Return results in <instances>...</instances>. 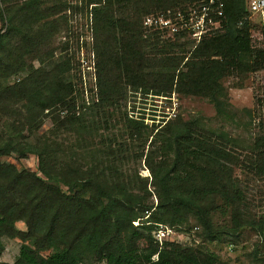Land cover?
I'll use <instances>...</instances> for the list:
<instances>
[{
	"label": "trees",
	"instance_id": "obj_1",
	"mask_svg": "<svg viewBox=\"0 0 264 264\" xmlns=\"http://www.w3.org/2000/svg\"><path fill=\"white\" fill-rule=\"evenodd\" d=\"M7 1L0 0V20L6 23L5 30H0V118L4 119L0 131V251L3 237L22 241L11 264H82L90 261L85 257L105 264H230L213 252L172 241L160 247L150 235L156 223L175 226L194 217L207 238H216L208 207L216 196L232 206L226 232L236 235L242 226L237 206L242 193L231 183V165L238 156L228 149V144L235 145L226 136L198 130L190 120L165 121L153 134L165 159L145 158L154 204L147 202L151 192L146 179L137 193L131 190V180L124 179L115 163L124 148L111 147L115 140L108 138L105 146L91 150L84 169L70 153L54 147L49 137L28 141L22 132L35 135L48 116L55 129L83 132L92 128L90 114L109 111L127 87L155 95L177 92L205 97L218 116L228 118L226 109L231 105L221 78L234 71L264 70V27L260 46H254L253 26L243 20L244 0H223L227 29L202 38L188 55L163 57V45L149 38L154 51L150 58L142 46L148 40L138 27L139 13L135 9L129 13L130 6L142 5L143 0H84L90 8L97 59V101L87 106L85 102L78 105L79 92L67 74L70 62L76 61L74 56L54 57L50 41L59 33L58 23L47 18L41 0H24L16 6ZM197 1L145 0L147 5L142 8L148 13L149 7L163 10L175 3ZM60 113L65 114L60 117ZM126 120L129 131L141 133V120ZM251 151L249 167L264 174V127ZM10 153L35 154L41 175L1 159ZM136 220L139 224L133 225ZM17 221H24L27 229L17 228ZM251 226L262 234L264 220L251 222ZM261 243L263 250L255 249L252 254L257 264H264V237ZM47 249L51 252L43 256L40 252Z\"/></svg>",
	"mask_w": 264,
	"mask_h": 264
},
{
	"label": "rangeland",
	"instance_id": "obj_2",
	"mask_svg": "<svg viewBox=\"0 0 264 264\" xmlns=\"http://www.w3.org/2000/svg\"><path fill=\"white\" fill-rule=\"evenodd\" d=\"M22 1L24 0H8L7 2L11 6H16ZM144 1L142 5L130 6L129 13L133 9L139 13L138 27L148 40L142 44L145 46V55L150 58L154 53L149 48V38L157 41L159 46L163 45V57L164 55L180 57L186 53L188 55V51L192 50L197 42L191 38L186 28L178 26L180 22L178 12L186 10L192 3H175L163 10H154L149 7V12L145 13L142 7L147 4ZM41 2V8L45 10L47 18L54 19L58 23L59 33L52 39L53 41H50V46L54 48V57L74 56L73 60H76L73 63L70 62L72 68L67 74L79 92L78 105L81 102H85V106L92 104L93 101L96 102L97 59L93 49L94 33L89 14L90 8L86 7L84 0H41ZM137 6L139 8H136ZM5 24L0 20L1 32L5 30ZM253 45L258 47L260 43L255 40ZM155 56L158 57V55ZM32 64L34 67L38 66L36 60ZM13 79L14 77L9 78L8 81ZM220 81L228 94V103L231 105L226 109L229 113L228 118L218 116L213 103L205 97L177 92L155 95L151 91L144 93L140 89L134 91L127 87L123 90L124 95L109 108V111L105 109L96 115L90 114L89 121L92 123V128L84 129L83 132L66 127L55 129L53 120L48 116L45 117L35 135L25 130L22 134L28 141H33L38 137H49L57 145L54 147L70 153L78 159L84 169L90 163L89 152L91 150L105 146L108 138L115 140L111 147L124 148L118 152L117 159H115L124 179L131 180L133 188L131 190L134 193L141 190L146 179L147 189L151 192V195L147 197V202H154V204L156 197L150 185L152 177L150 169L146 166L145 158L155 162L165 159L163 154L166 153L157 149L160 141L154 140L153 137L165 121L169 120L173 123L176 119L190 120L194 122L198 130L210 129L226 136V139L232 140L235 145L228 144V149L238 156L236 162L231 165V183L242 193V199L237 205L242 226L234 236L226 232L232 222L233 208L216 196L209 200L208 205L210 223L216 233V238H207L206 231L201 224L194 217H189L187 222L181 225L173 226L163 223L173 229L167 241L189 246L197 251L213 252L220 260L230 264H257L252 254L255 249L263 250L261 242L264 230L262 234H259L251 226V222L264 220V174L255 173L249 167V159L252 158L251 147L258 134L261 133V128L264 127V70H255L247 74L234 71L223 76ZM64 114L60 113V117ZM126 117L142 121L145 126L142 125L140 134L136 135L129 131V122ZM3 127L4 119L0 118V131ZM60 153L58 154L61 156ZM1 159L13 163L18 168L25 167L41 175L38 172V160L35 154L29 153L25 157H20L17 153H10ZM62 188L66 189L64 186ZM15 225L20 230L27 229L24 221H17ZM150 235L153 240L152 231ZM2 242L4 245L0 251V264L4 262L11 264L18 255L22 241L19 238L3 237ZM50 252L51 250L47 249L40 253L47 256ZM84 259L90 261L82 264H104L102 260L96 261L86 257Z\"/></svg>",
	"mask_w": 264,
	"mask_h": 264
},
{
	"label": "built area",
	"instance_id": "obj_3",
	"mask_svg": "<svg viewBox=\"0 0 264 264\" xmlns=\"http://www.w3.org/2000/svg\"><path fill=\"white\" fill-rule=\"evenodd\" d=\"M246 14L243 20L253 26V41L262 39L264 27V0H244ZM178 26L188 30L191 38L199 42L202 38L225 32L226 14L223 0H200L192 3L186 10L178 12ZM135 225L138 220L133 221ZM173 229L163 223H156L152 237L160 247L172 235ZM155 257V256H154ZM156 258V257H155ZM105 264V263H104Z\"/></svg>",
	"mask_w": 264,
	"mask_h": 264
}]
</instances>
